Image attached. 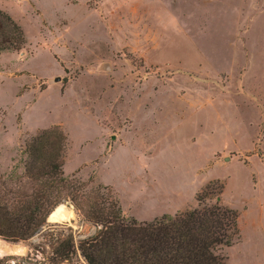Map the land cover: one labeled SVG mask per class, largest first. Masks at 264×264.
Returning <instances> with one entry per match:
<instances>
[{
  "label": "rangeland",
  "instance_id": "1",
  "mask_svg": "<svg viewBox=\"0 0 264 264\" xmlns=\"http://www.w3.org/2000/svg\"><path fill=\"white\" fill-rule=\"evenodd\" d=\"M0 11L24 39L0 51V194L25 184L24 142L57 126L62 174L138 222L220 185L238 229L224 264H264V0H0ZM58 204L50 219L65 222L0 237L1 264H83L55 249L95 224Z\"/></svg>",
  "mask_w": 264,
  "mask_h": 264
},
{
  "label": "trees",
  "instance_id": "2",
  "mask_svg": "<svg viewBox=\"0 0 264 264\" xmlns=\"http://www.w3.org/2000/svg\"><path fill=\"white\" fill-rule=\"evenodd\" d=\"M23 44L21 28L0 11V51H17ZM65 140L52 126L24 142L18 178L24 177L25 184L0 194V237L14 243L25 240L68 199L86 221L100 226L77 243L86 264H224L218 251L238 238V229L236 211L218 199L220 185L215 190L211 182L206 184L192 208L138 222L123 216L115 201L100 200L97 187L82 191L85 184L62 174ZM73 252L71 237L58 241L57 262Z\"/></svg>",
  "mask_w": 264,
  "mask_h": 264
},
{
  "label": "built area",
  "instance_id": "3",
  "mask_svg": "<svg viewBox=\"0 0 264 264\" xmlns=\"http://www.w3.org/2000/svg\"><path fill=\"white\" fill-rule=\"evenodd\" d=\"M50 213V212H49ZM49 213L46 215V217L44 218V221L42 222V224L34 231V232H36V231H38L39 229H43V227H48L49 225H52V224H59V223H62V222H65V221H59V222H55V221H52L51 219H50V217H49ZM44 225V226H43ZM43 226V227H42ZM99 225H95V227L93 228L94 229V231H93V234L95 233V231L97 230V229H99ZM33 235V234H32ZM90 236V235H89ZM79 238H77V239H74V237L73 236H71V238H72V241H73V245H74V251L75 252H77V254L79 255V257L81 258V262L83 263V264H86L85 263V261H84V259H83V257L80 255V253H79V251H78V249H77V243H78V241L79 240H81V239H84V238H86V237H88V236H86V237H84V236H78Z\"/></svg>",
  "mask_w": 264,
  "mask_h": 264
},
{
  "label": "bare ground",
  "instance_id": "4",
  "mask_svg": "<svg viewBox=\"0 0 264 264\" xmlns=\"http://www.w3.org/2000/svg\"><path fill=\"white\" fill-rule=\"evenodd\" d=\"M59 209H61V208H59ZM9 249H10V245L7 244L6 242H3V240L2 241L0 240V254H6L9 251Z\"/></svg>",
  "mask_w": 264,
  "mask_h": 264
},
{
  "label": "water",
  "instance_id": "5",
  "mask_svg": "<svg viewBox=\"0 0 264 264\" xmlns=\"http://www.w3.org/2000/svg\"><path fill=\"white\" fill-rule=\"evenodd\" d=\"M59 78L58 77H54L53 81H57ZM112 138V137H111Z\"/></svg>",
  "mask_w": 264,
  "mask_h": 264
}]
</instances>
